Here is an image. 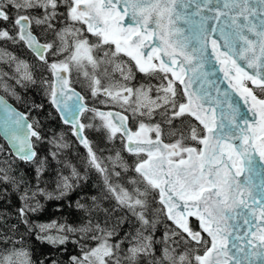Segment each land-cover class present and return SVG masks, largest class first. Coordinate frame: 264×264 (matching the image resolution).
I'll list each match as a JSON object with an SVG mask.
<instances>
[{"label":"snow or ice","instance_id":"6c2138e0","mask_svg":"<svg viewBox=\"0 0 264 264\" xmlns=\"http://www.w3.org/2000/svg\"><path fill=\"white\" fill-rule=\"evenodd\" d=\"M0 42L36 62L0 46V91L22 99L8 81L36 85L41 69L48 103L104 184L76 201L79 224L30 221L39 197L54 198L40 181L68 144L30 115L42 104L21 112L0 97V198L18 197L27 232L78 245L71 264H264V0H0ZM86 129L122 150L99 156ZM23 165L35 184L16 174ZM64 167L61 198L86 179ZM4 215L0 264H31Z\"/></svg>","mask_w":264,"mask_h":264},{"label":"trees","instance_id":"16d2710c","mask_svg":"<svg viewBox=\"0 0 264 264\" xmlns=\"http://www.w3.org/2000/svg\"><path fill=\"white\" fill-rule=\"evenodd\" d=\"M17 91L19 92V90ZM20 94L23 97V103L20 101V103L17 105L10 100L20 111L27 112L33 103L38 105L42 104L44 106L43 110H32L30 115L33 118H38L40 120L41 124L43 125V133L46 136L51 137L53 133L58 134L61 132L77 145L76 141L72 138L73 136L71 135V129L62 124L56 111L48 103L40 83L36 86H30L23 89L21 88ZM86 135L92 142L94 150H96L97 154L101 157H104L100 151L101 148H111L109 149L111 153H114L116 150H122V145L120 144L119 140H117L115 145H113L105 139V136L102 132L96 131L95 129H86ZM47 147L48 146L45 145L41 148L42 155L47 153ZM77 149L80 152L81 158L84 162V167H79L76 169L81 173L82 176H86V179L81 181L80 186L67 196L62 198L59 197V193L56 191L57 172L62 171L65 175L70 174V170L66 172L64 162L66 161L67 163L72 164L73 162L67 152L60 153L59 163L49 158L50 166L40 181V187L44 188L48 192H51L54 198L46 199L43 196L39 197L42 207L36 213L29 214V219L34 224L50 223L51 221L56 220L60 223L67 222L72 225H77L84 218L85 214L76 208V201L80 200L81 202H84L87 198L93 195L102 196L104 191V184L102 182L103 178L94 169H88L86 171V150L79 145H77ZM123 155L129 161L133 159L132 157H129L126 152L123 153ZM74 167H76V165ZM16 174H23L30 183L35 184V171L32 167L23 165L17 170ZM0 191L3 190L0 189ZM101 204L103 207L112 208L114 206V201L102 200ZM19 206L20 201L11 189H8L4 198H0V213L5 214L3 219H6L9 224L18 225L19 232L16 234L15 238L19 240L22 236V241L17 245V247H23L27 250L31 264H41V262H43V264H52L53 260H56L58 264H71V257L81 255L80 248L76 244L69 242L65 245L53 246L46 241L37 239L35 230L31 233L27 232L25 230V226L19 223L18 216L15 211ZM122 214L125 213H115V215ZM100 215H103V213ZM0 223H2V221H0ZM133 225L134 220L129 218V222L122 226V231H134ZM159 226H162V229L164 230V224ZM159 231L160 230H158L157 237L163 233H159Z\"/></svg>","mask_w":264,"mask_h":264},{"label":"rangeland","instance_id":"374dc122","mask_svg":"<svg viewBox=\"0 0 264 264\" xmlns=\"http://www.w3.org/2000/svg\"><path fill=\"white\" fill-rule=\"evenodd\" d=\"M1 43H3V44H5V45H7V46H11V43L10 42H7V43H4V42H0V46H2V44ZM7 46H5V47H7ZM0 67H4V70L5 71H8V69H7V67L6 66H0ZM8 83L9 84H12L14 87H15V89H16V91L17 90H19V92L17 91V93H18V95L21 97V98H23L22 97V95L20 94V91H21V87L19 86V85H16L15 84V81L14 80H9L8 81ZM78 87H80V88H82L80 85H77ZM23 89V88H22ZM82 90L85 92V94L87 93L86 92V90L85 89H83L82 88ZM0 93L1 94H3V95H5L6 97H9L10 99H13L14 101H16L17 103H19L22 99H20V100H17V99H15L14 97H12V96H10V95H8L7 93H5V92H3V91H0ZM38 94V93H37ZM88 94V93H87ZM101 106H104V105H102V104H100ZM103 108V107H102ZM105 111H107V109H104ZM91 131H94V130H91ZM58 135H62L63 137H64V139H65V141L67 142V144H68V147L66 148V149H64L61 153H64V152H67L68 154H69V156H70V159H72V162H73V164L72 163H69L70 165H72V166H75L76 165V168H79V167H84V162H83V160H82V158H81V155H80V152L78 151V149H77V145L73 142V141H71L65 134H63V133H58ZM72 135V134H71ZM73 138V137H72ZM74 139V138H73ZM77 143V142H76ZM109 149H111V148H101L100 149V151H101V153L104 155V157H107V156H109L110 154H114V153H111V151L109 150ZM113 151V150H112ZM70 169L69 168H66V172L67 171H69ZM102 182H103V179H102ZM57 191V190H56ZM56 196H58V195H56ZM158 230H160L159 231V233H162L164 230L162 229V226H158ZM157 233H158V231H157ZM156 233V235H158ZM160 235H162V234H160ZM28 259H29V256H28Z\"/></svg>","mask_w":264,"mask_h":264},{"label":"flooded vegetation","instance_id":"af4514ba","mask_svg":"<svg viewBox=\"0 0 264 264\" xmlns=\"http://www.w3.org/2000/svg\"><path fill=\"white\" fill-rule=\"evenodd\" d=\"M2 44V46H7V45H5V44H3V43H1ZM7 48H8V50L9 51H12L13 53H15L16 55H18V56H20L22 59H25V60H27V61H29L30 63H33V64H35L36 62H35V60H34V58L31 56V54L25 49V48H23L22 46H20V45H12L11 44V46H7ZM33 71H34V73H35V76H36V79H37V84L39 85V80H40V76H41V69H38V68H34L33 69ZM139 75V74H138ZM36 84V85H37ZM36 85H29L28 87H30V86H36ZM22 88V87H21ZM77 88H78V90H81L84 94H85V92L82 90V88H80V87H78L77 86ZM37 94V93H36ZM3 95V94H2ZM85 95H87V97H88V104H89V106H95V107H98V108H100L101 110H104V109H107V108H105V106H101L100 104H98V103H96L95 101H93V99L91 98V96H90V94H85ZM10 103H12V102H14L15 104H19V103H17L16 101H14L13 99H10L9 97H6L5 95H3ZM12 102H11V101ZM21 102L23 103L24 102V100L22 99L21 100ZM13 104V103H12ZM14 105V104H13ZM15 106V105H14ZM16 107V106H15ZM103 107V108H102ZM53 108V107H52ZM108 110V109H107ZM112 110H119L118 108H113Z\"/></svg>","mask_w":264,"mask_h":264},{"label":"water","instance_id":"95a60500","mask_svg":"<svg viewBox=\"0 0 264 264\" xmlns=\"http://www.w3.org/2000/svg\"><path fill=\"white\" fill-rule=\"evenodd\" d=\"M0 97H3L2 95H0ZM4 98V97H3ZM5 99V98H4ZM6 100V99H5ZM7 101V100H6ZM8 104L12 105L14 107V105L12 103H10L9 101H7ZM15 108V107H14ZM54 109V108H53ZM55 110V109H54ZM19 111V110H18ZM58 117H59V114L57 113ZM60 118V117H59ZM64 125V124H63ZM66 126V125H65ZM75 138V137H74ZM76 140V139H75ZM78 142V141H77ZM79 144V142H78ZM80 145V144H79ZM81 147H83L82 145H80Z\"/></svg>","mask_w":264,"mask_h":264},{"label":"bare ground","instance_id":"6f19581e","mask_svg":"<svg viewBox=\"0 0 264 264\" xmlns=\"http://www.w3.org/2000/svg\"><path fill=\"white\" fill-rule=\"evenodd\" d=\"M0 95H2L1 93H0ZM3 96V95H2ZM4 97V96H3ZM5 98V97H4ZM6 99V98H5ZM7 100V99H6ZM8 101V100H7ZM15 107V106H14ZM16 108V107H15ZM17 109V108H16ZM18 110V109H17ZM72 134V133H71ZM74 138V137H73ZM74 140H75V138H74ZM76 142H77V140H75ZM77 144H78V142H77ZM79 145V144H78ZM80 146V145H79ZM83 148V147H82Z\"/></svg>","mask_w":264,"mask_h":264}]
</instances>
